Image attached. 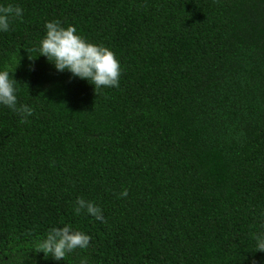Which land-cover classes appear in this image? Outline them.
Wrapping results in <instances>:
<instances>
[{
    "label": "trees",
    "instance_id": "16d2710c",
    "mask_svg": "<svg viewBox=\"0 0 264 264\" xmlns=\"http://www.w3.org/2000/svg\"><path fill=\"white\" fill-rule=\"evenodd\" d=\"M8 3L23 16L0 33V65L17 62L33 111L0 106V264H264V0ZM53 19L111 48L119 87L29 60ZM78 196L103 221L76 215ZM64 224L89 248L32 250Z\"/></svg>",
    "mask_w": 264,
    "mask_h": 264
},
{
    "label": "clouds",
    "instance_id": "9594fccd",
    "mask_svg": "<svg viewBox=\"0 0 264 264\" xmlns=\"http://www.w3.org/2000/svg\"><path fill=\"white\" fill-rule=\"evenodd\" d=\"M22 16L23 8L18 4L8 3L0 6V33L8 32L11 20ZM44 29L45 33L37 46L25 49L29 60L44 56L56 71L67 70L73 77L92 84L94 89L119 87L121 64L111 48L88 40L74 25L65 26L58 19L45 21ZM33 51L38 52V55H31ZM16 66L15 60L11 64L0 65V106L6 107L23 121L32 114L33 109L28 104L18 102L19 89L17 80L12 75ZM127 195V189H122L120 196ZM73 212L76 215L83 213L98 221L104 219L103 210L97 203L80 196L73 202ZM259 216L261 221H264V210ZM90 240L89 234L64 224L51 227L41 239L34 242L32 250L43 253L45 259L51 257L60 261L76 250L88 249ZM253 241L252 251L264 252V230L254 233ZM32 264L36 262L32 261ZM77 264H90L89 257L79 256ZM252 264H256L255 260Z\"/></svg>",
    "mask_w": 264,
    "mask_h": 264
}]
</instances>
